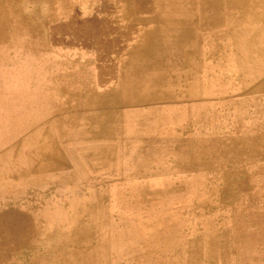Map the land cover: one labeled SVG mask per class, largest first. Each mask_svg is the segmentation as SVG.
<instances>
[{
    "label": "rangeland",
    "instance_id": "obj_1",
    "mask_svg": "<svg viewBox=\"0 0 264 264\" xmlns=\"http://www.w3.org/2000/svg\"><path fill=\"white\" fill-rule=\"evenodd\" d=\"M61 1L0 9V264H264V0L159 1L124 89Z\"/></svg>",
    "mask_w": 264,
    "mask_h": 264
},
{
    "label": "crops",
    "instance_id": "obj_2",
    "mask_svg": "<svg viewBox=\"0 0 264 264\" xmlns=\"http://www.w3.org/2000/svg\"><path fill=\"white\" fill-rule=\"evenodd\" d=\"M88 3L89 0L61 1L62 9L51 16L48 24L52 49L64 56L73 54L75 46H70V39L76 35L79 41L76 50L81 58L89 51L85 47V37L91 23L100 25L102 30L108 31L110 38L107 41L97 38L92 50L99 53L103 66L113 69L111 73H115L113 77L118 81L116 86L124 89V69L132 66L135 51L155 48L162 42L166 18L158 10L159 0H92L94 10L90 12L86 11L85 5Z\"/></svg>",
    "mask_w": 264,
    "mask_h": 264
},
{
    "label": "bare ground",
    "instance_id": "obj_3",
    "mask_svg": "<svg viewBox=\"0 0 264 264\" xmlns=\"http://www.w3.org/2000/svg\"><path fill=\"white\" fill-rule=\"evenodd\" d=\"M30 2L31 0H0V9H3V7H4V5L5 4H8V5H11L12 7H15L16 9L19 7V5L20 4H22V2H24V3H27V2ZM115 1V0H114ZM159 1H161V3H162V1H163V3L165 4L166 3V1L167 2H171V0H159ZM202 1V0H201ZM209 1V0H208ZM222 1V0H221ZM94 2V1H93ZM96 2V1H95ZM215 2V1H214ZM40 3V2H39ZM158 3V2H157ZM200 3V2H199ZM204 3V2H203ZM41 4H43V3H41ZM54 4V3H53ZM98 4V3H97ZM128 4V3H127ZM207 4V3H206ZM212 4H213V2H212ZM215 4V3H214ZM213 4V5H214ZM88 5V4H87ZM86 5V6H87ZM115 5V4H114ZM117 5H119V4H117ZM158 5V4H157ZM202 5V4H201ZM211 6V5H210ZM215 6V5H214ZM63 7V6H62ZM134 7V6H133ZM34 8V7H33ZM41 8V7H40ZM127 8V7H126ZM205 8H206V6H205ZM24 9H25V7H24ZM54 9V8H53ZM52 9V10H53ZM217 9V8H216ZM215 9V10H216ZM32 10V9H31ZM202 10V9H201ZM203 10H205V9H203ZM15 10H13V12H14ZM217 11V10H216ZM215 11V12H216ZM220 11V10H219ZM30 12V11H29ZM32 12V11H31ZM157 12V11H156ZM11 13V12H10ZM25 13V12H24ZM146 13V12H145ZM149 13V12H148ZM27 14V13H26ZM38 14V13H37ZM143 14V13H142ZM13 15V14H12ZM129 15V14H128ZM39 16V15H38ZM42 16V15H41ZM136 16V15H135ZM137 17V16H136ZM150 17V16H149ZM210 17V16H209ZM215 17V16H214ZM217 17V16H216ZM10 18V17H9ZM14 18H16V17H14ZM35 18V17H34ZM37 18V17H36ZM47 18V17H46ZM48 18H49V16H48ZM221 18V17H220ZM38 19H41V18H38ZM44 19V18H43ZM127 19V18H126ZM11 19H9V21H10ZM36 20V19H35ZM42 20V19H41ZM45 20V19H44ZM146 20V19H145ZM55 21V20H54ZM38 23V22H37ZM140 23V22H139ZM185 23V22H184ZM36 24V23H35ZM39 24H42V23H39ZM149 24V23H148ZM183 24V23H182ZM10 25H11V23H10ZM45 25V24H44ZM4 25H3V23L2 22H0V28H2ZM41 26V25H40ZM151 26V25H150ZM21 27V26H20ZM38 27H39V25H38ZM47 27V26H46ZM154 27V26H153ZM15 28H16V25H15ZM26 28H27V26H26ZM25 28V29H26ZM150 28V27H149ZM145 29H147V28H145ZM144 29V30H145ZM20 30V29H19ZM31 30V29H30ZM29 30V31H30ZM158 30V29H157ZM143 31V30H142ZM157 32V31H156ZM18 33V32H17ZM27 33H30V32H27ZM143 33V32H142ZM21 34V33H20ZM32 34V33H31ZM157 34V33H156ZM27 35V34H26ZM138 35V34H137ZM15 36L17 37L18 35H16L15 34ZM10 37V36H9ZM140 37H141V35H140ZM21 38V37H20ZM16 39V38H15ZM18 39V38H17ZM22 39H23V37H22ZM19 40V39H18ZM142 40V39H141ZM16 41V40H15ZM9 42V41H8ZM24 42V41H23ZM22 42V43H23ZM18 43V42H17ZM21 43V42H20ZM20 43H18V44H20ZM133 44V43H132ZM151 44V43H150ZM26 46V45H25ZM150 46V45H149ZM10 47V46H9ZM15 47V46H14ZM32 47V46H31ZM18 48V47H17ZM142 49V48H141ZM48 50H50V49H48ZM145 50V49H144ZM38 51V50H37ZM129 53V52H128ZM35 54H36V52H35ZM157 60V59H156ZM148 61V60H147ZM263 80V79H262ZM17 92V91H16ZM23 94V93H22ZM38 95V94H37ZM32 96V95H31ZM127 96V95H126ZM25 97V96H24ZM38 104V103H37ZM13 109V108H12ZM14 112V111H13ZM114 113V112H113ZM112 113V114H113ZM20 114V113H19ZM17 117V116H16ZM19 118V117H18ZM24 119V118H23ZM19 121V120H18ZM27 124V123H26ZM26 126V125H25ZM99 126V125H98ZM92 127V126H91ZM96 127V126H95ZM14 129V128H13ZM95 129V128H94ZM12 133V132H11ZM220 144V143H219ZM236 148V147H235ZM221 149V148H220ZM221 154V153H220ZM242 154V153H241ZM197 155V154H196ZM235 156V155H234ZM203 157V156H202ZM238 157V156H237ZM241 157V156H240ZM40 158V157H39ZM235 158V157H234ZM235 160V159H234ZM39 161V160H38ZM226 161V160H225ZM199 162H201L200 161V159H199ZM63 169H65V168H63ZM249 178V177H248ZM83 182V181H82ZM186 211V210H185Z\"/></svg>",
    "mask_w": 264,
    "mask_h": 264
}]
</instances>
